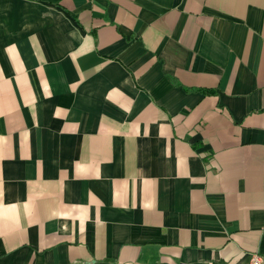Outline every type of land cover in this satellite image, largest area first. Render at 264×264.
<instances>
[{"label": "crops", "instance_id": "1", "mask_svg": "<svg viewBox=\"0 0 264 264\" xmlns=\"http://www.w3.org/2000/svg\"><path fill=\"white\" fill-rule=\"evenodd\" d=\"M264 258V0H0V264Z\"/></svg>", "mask_w": 264, "mask_h": 264}, {"label": "built area", "instance_id": "2", "mask_svg": "<svg viewBox=\"0 0 264 264\" xmlns=\"http://www.w3.org/2000/svg\"><path fill=\"white\" fill-rule=\"evenodd\" d=\"M245 264H264V258L258 254L253 255L248 263Z\"/></svg>", "mask_w": 264, "mask_h": 264}]
</instances>
